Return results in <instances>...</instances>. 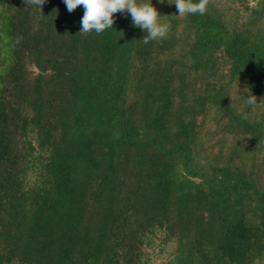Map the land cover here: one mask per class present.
Here are the masks:
<instances>
[{"label":"trees","instance_id":"trees-1","mask_svg":"<svg viewBox=\"0 0 264 264\" xmlns=\"http://www.w3.org/2000/svg\"><path fill=\"white\" fill-rule=\"evenodd\" d=\"M152 4L0 0V264H264V0Z\"/></svg>","mask_w":264,"mask_h":264},{"label":"clouds","instance_id":"clouds-1","mask_svg":"<svg viewBox=\"0 0 264 264\" xmlns=\"http://www.w3.org/2000/svg\"><path fill=\"white\" fill-rule=\"evenodd\" d=\"M46 0H24L25 5L37 6L42 9ZM161 3L164 0H160ZM169 4H175L178 16L204 15L208 11L211 0H167ZM69 13L78 6H83L84 15L80 21L79 33L95 32L97 35L106 29L113 28L114 13L127 12L131 15L132 25L145 31L142 40L144 44L151 41L166 39L171 28L169 24L159 20L160 14L153 6L152 0H64ZM19 40L17 41V43ZM246 103L250 106L257 104L256 96L250 90Z\"/></svg>","mask_w":264,"mask_h":264},{"label":"rangeland","instance_id":"rangeland-1","mask_svg":"<svg viewBox=\"0 0 264 264\" xmlns=\"http://www.w3.org/2000/svg\"><path fill=\"white\" fill-rule=\"evenodd\" d=\"M253 3H251L250 5H252ZM157 264H162L160 261L157 262Z\"/></svg>","mask_w":264,"mask_h":264}]
</instances>
